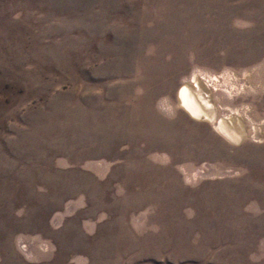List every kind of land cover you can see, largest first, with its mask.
<instances>
[{"label":"rangeland","instance_id":"1","mask_svg":"<svg viewBox=\"0 0 264 264\" xmlns=\"http://www.w3.org/2000/svg\"><path fill=\"white\" fill-rule=\"evenodd\" d=\"M0 264H264V0H0Z\"/></svg>","mask_w":264,"mask_h":264},{"label":"bare ground","instance_id":"2","mask_svg":"<svg viewBox=\"0 0 264 264\" xmlns=\"http://www.w3.org/2000/svg\"><path fill=\"white\" fill-rule=\"evenodd\" d=\"M181 93L184 104L186 103L188 108H190L194 112V115L195 114L208 115L205 106L202 104L199 98L193 93V90H191L188 85H184L182 87Z\"/></svg>","mask_w":264,"mask_h":264}]
</instances>
